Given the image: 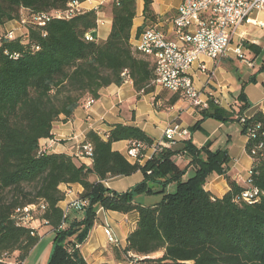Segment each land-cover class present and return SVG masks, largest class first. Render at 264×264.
I'll return each mask as SVG.
<instances>
[{
	"label": "trees",
	"instance_id": "16d2710c",
	"mask_svg": "<svg viewBox=\"0 0 264 264\" xmlns=\"http://www.w3.org/2000/svg\"><path fill=\"white\" fill-rule=\"evenodd\" d=\"M72 1L87 0H0V264H21L40 242L39 228L18 225L14 214L18 208L41 202L45 207L34 217L55 234L49 264H90L79 246L94 227L99 208L138 215L126 245L111 246L120 264H264L262 111L251 118L237 117L242 134L248 138L252 185L261 192L254 203L242 198L245 187L228 175L227 149H211V140L201 148L185 140L184 151L195 167L187 179H183L186 169L173 161L171 148H157L144 164L129 161L113 148L112 143L122 140L144 143L143 155L152 148L153 138L136 125L117 123L104 135L89 131L80 146L92 144L91 165L78 163L75 155L41 150L40 141L52 138L55 121L71 120L87 98H100L102 88L122 85L129 79L137 98L156 91L151 59L131 43L137 0H111L112 27L104 40L95 33L104 4L82 10L70 19L52 18L45 25L31 20L33 14L65 10ZM152 2L144 0V22L138 34L149 22L156 21ZM23 17L27 19L24 32L9 38L6 24L21 22ZM87 33H92L94 39L88 40ZM245 44L255 54L260 52V47ZM162 90L154 103L163 97ZM238 97L244 103L236 113L242 115L249 104L243 91ZM180 98L173 93L168 105ZM236 113L213 100L201 109L203 118L220 121L230 120ZM200 124L198 120L192 130ZM138 171L144 179L125 192L104 184L109 178ZM212 174L223 175L228 182L230 189L222 197L206 189ZM91 175L96 180L91 181ZM73 183L83 187L79 196L84 201L80 206L83 218L64 226L68 216L60 201L65 200L66 192L59 187ZM154 183L161 188L154 187ZM172 183H176V190L165 193ZM159 192L164 197L155 205L133 199L137 194ZM161 251V256H153ZM129 253L141 258L134 259Z\"/></svg>",
	"mask_w": 264,
	"mask_h": 264
},
{
	"label": "crops",
	"instance_id": "0c3cea01",
	"mask_svg": "<svg viewBox=\"0 0 264 264\" xmlns=\"http://www.w3.org/2000/svg\"><path fill=\"white\" fill-rule=\"evenodd\" d=\"M107 1L87 0L80 3V6L82 10H89L92 7L97 8ZM179 1H176V4H170V6L178 8ZM143 9L144 0H139L137 14L130 31L132 44L135 35L138 34V27L144 22ZM154 12L156 14L159 13L157 10ZM251 19V22L242 25L234 35L229 54L226 57L219 60L204 59L208 67V72L206 73L198 71V64L195 65L193 70L194 85L199 90L202 100L207 102L213 100L214 103L227 111L238 112L244 103L238 97L243 91L249 106L242 115L236 113L232 119L227 121L203 118L201 114V109L203 108L193 105L189 99L183 97L173 105H165L169 101V97L160 98L154 103L155 96L162 90L160 87L153 93L137 98L133 83L127 79L122 85L111 84L102 88L100 98L93 101L89 107H86L84 102L83 105L76 109L74 117L71 120L69 119L68 122L55 121L51 132L53 134L52 138H44L40 141V144L44 147L46 153L75 155L78 157V163L82 162L91 165V158H84L79 155L80 145L84 141L86 134L91 130L104 135L117 123L136 125L149 134L153 138L154 143H157L164 137L163 134L166 127L172 122H178L181 127L189 130V137L175 142L169 148L174 151L173 161L182 169H186L183 179H185L186 175H190V173L195 171L190 156L184 151L185 140H190L197 146H203L208 140H211L212 142L215 141L214 145H219L217 149H227V153L230 156L227 173L241 187H245V179L252 166V158L246 150L248 138L242 134L241 125H239L237 117L251 118L258 111L264 113V9L254 11ZM157 24L161 27L164 26L162 22H157ZM171 26L172 22L165 28L169 29ZM111 27V12H99L98 27L95 32L96 37L98 39H106ZM6 29L13 30L17 35L24 32V26L19 21L7 23ZM247 42L260 47V52L255 54L254 50L247 48L245 44ZM239 44L244 48L246 60L240 59L233 53V49ZM168 93L170 95L173 94L170 91ZM198 120H201L200 128L192 130ZM112 145L115 150H119L126 156L127 140L118 141L112 143ZM214 145H212L211 149H213ZM154 152L152 148L147 149L140 160L141 163L144 164ZM126 158L133 162L127 156ZM143 179L142 171H138L129 176L109 178L104 181V184L115 191L125 192L137 183L142 182ZM90 180H96V176L91 175ZM153 186L160 189L159 184L154 183ZM59 188L66 192L65 200L60 201V206L64 210L71 202L80 198V193L83 191V187L79 183L61 184ZM206 189L215 196L222 197L229 191L230 187L225 176L212 174L208 177ZM68 213L67 222L64 226L69 225L73 220L83 218V210H81L80 206L72 205ZM137 216V213L123 214L99 208L94 227L91 228L85 243L79 246L85 259L90 264H101L103 262L111 264L112 261L115 262L113 252L109 250V244L106 240L104 243L100 240L98 241L100 235H103L106 239L103 227L106 223H109L114 235L119 240V247H124L128 234L136 226ZM114 222L118 225L112 226ZM43 227L49 231L51 230L48 226ZM93 235H96V241L94 242L92 240ZM111 246H114V244Z\"/></svg>",
	"mask_w": 264,
	"mask_h": 264
},
{
	"label": "built area",
	"instance_id": "2783aa9c",
	"mask_svg": "<svg viewBox=\"0 0 264 264\" xmlns=\"http://www.w3.org/2000/svg\"><path fill=\"white\" fill-rule=\"evenodd\" d=\"M177 14L172 20V26L164 29L158 24L148 25L140 34L135 35L133 47L144 57L151 59L154 66V83L162 89L179 94L189 99L193 105L206 108L207 103L202 100L199 90L194 85V68L198 64V71L208 72L204 59L219 60L229 54L230 46L234 35L239 28L247 22H251V15L254 11L264 9V0H180ZM82 8L78 1H72L67 9L58 10L52 13L33 14L32 21L39 25H45L52 18L70 19L80 13ZM27 19L22 18L21 24ZM6 35L9 38L17 34L8 30ZM1 38V35H0ZM86 38L93 40L94 35L87 33ZM233 53L240 59L246 60L245 51L242 45H237ZM124 72L123 74L125 75ZM93 103L87 98L85 106ZM189 130L181 127L178 122H172L164 131L163 138L152 147L169 148L172 144L189 137ZM146 147L144 143L129 140L126 156L134 161L141 160V150ZM41 150L46 152L41 145ZM81 157L92 158L93 146L85 143L80 146ZM251 169L245 179V190L242 198L254 203L260 199L261 192L253 187L251 180ZM72 205L82 206L84 201L80 198L71 202L66 207L65 215ZM44 203L31 204L18 208L14 218L18 225L37 228L34 225L39 220L34 217ZM104 233L108 242L118 244L119 240L114 235L109 223L104 225ZM130 257L140 259L141 257L129 253Z\"/></svg>",
	"mask_w": 264,
	"mask_h": 264
},
{
	"label": "rangeland",
	"instance_id": "374dc122",
	"mask_svg": "<svg viewBox=\"0 0 264 264\" xmlns=\"http://www.w3.org/2000/svg\"><path fill=\"white\" fill-rule=\"evenodd\" d=\"M178 0H164V1H157L154 0V4H152V8L153 10H157L159 13L157 14V18L156 21L153 22H149V25H155L157 24V22H162L164 24L163 28H167L168 25L172 22L173 18L176 16L177 14V8L175 7H171L170 4H176ZM111 2V0H108L107 2H104L105 5V9L104 12H111L110 11V5H108ZM139 5V0L137 1V8ZM154 10V11H155ZM165 28V29H166ZM156 89L159 86H155ZM161 90V89H160ZM163 92V97H171V95L168 93V91L164 92V90H162ZM161 97V98H163ZM207 104H209V102L205 101ZM165 105H168V102L165 103ZM215 144V141L212 142V145ZM198 148H201L202 146H197ZM218 144L214 145L213 150H216L218 148ZM212 148V146H211ZM193 174L190 173V175H186L185 179H187L188 177H190ZM161 188V187H160ZM176 190V183H172L165 191V193L167 192H174ZM164 197V193H153V194H146V193H142V194H137L135 196V198H133L136 202L138 201L139 203L143 204V205H154L158 202H160ZM69 215V213L67 214ZM35 226H37L39 228L40 231V235H42L41 240L38 244H36V246L32 249V251L29 253V255L26 257V259L21 262V264H49V260H50V256L54 250L55 247V234L53 231H49L48 229H46L45 227L40 226V222H35L34 223ZM110 225V224H109ZM117 223H113L112 226H117ZM48 230V231H47ZM100 238L98 239V241H102L103 243L106 242L109 244V250H112L111 245L113 243L108 242V239L106 237V239L104 238L103 235L99 236ZM93 242L96 241V235H93L92 237ZM163 254V252H159V253H155L153 256L154 257H159ZM111 264H120L119 262L115 261Z\"/></svg>",
	"mask_w": 264,
	"mask_h": 264
}]
</instances>
